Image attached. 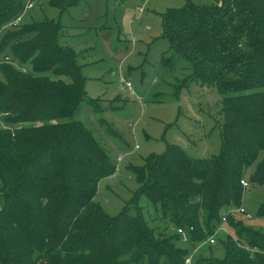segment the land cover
<instances>
[{
    "label": "trees",
    "instance_id": "obj_1",
    "mask_svg": "<svg viewBox=\"0 0 264 264\" xmlns=\"http://www.w3.org/2000/svg\"><path fill=\"white\" fill-rule=\"evenodd\" d=\"M75 1L50 3L63 14ZM212 1L170 8L161 36L193 66L187 80L224 96L221 150L197 159L169 144L147 156L131 167L139 185L133 202L113 218L95 198L116 167L75 119L83 101L96 111L99 99L88 98L79 54L59 44L63 25L48 19L7 28L0 38V264H184L191 254L177 246L179 229L187 245L207 242L223 213L242 205V180L264 189V0ZM29 3L0 0V31L24 18ZM170 62L163 57L164 66ZM50 72L69 81L44 76ZM141 196L162 231L143 217ZM255 214L264 218V200ZM228 218L224 258L199 263L264 264V232Z\"/></svg>",
    "mask_w": 264,
    "mask_h": 264
},
{
    "label": "rangeland",
    "instance_id": "obj_2",
    "mask_svg": "<svg viewBox=\"0 0 264 264\" xmlns=\"http://www.w3.org/2000/svg\"><path fill=\"white\" fill-rule=\"evenodd\" d=\"M51 1L57 0H27L32 2V8L18 23L59 21L64 27L59 44H71L77 52L86 51L82 52L79 64H88L82 68L87 95L100 99L96 111L83 101L75 119L93 133L116 167L113 177L99 182L95 198L110 217H116L133 202L139 185L131 167L143 166L147 156L160 155L169 144L179 145L189 157L197 159L218 155L224 96L215 88L187 80L193 66L170 52L168 41L161 36L162 15L170 8H182L186 0H76L63 14L57 3ZM191 1L199 5L213 3ZM11 24L2 28L0 38L7 28H16ZM7 53L1 55L2 59L8 58ZM163 57L171 58L170 66L163 65ZM24 69L32 72L29 64ZM44 76L69 81L68 77H57L51 72ZM120 77L132 83L134 93L125 90ZM3 123L0 116V127H4ZM252 170H246V180ZM263 200L264 189L250 187L238 208H244L251 218L239 214L238 208L229 209V216L235 215L245 226L264 232V218L255 214ZM138 205L151 226L161 231L165 228L147 197L141 196ZM133 208L130 214L136 213ZM174 234L167 229V236ZM228 234L232 233L225 225L223 231L216 232L214 245L204 242L190 246L178 241L177 246L193 254L192 264H200L202 258L219 260L224 258L222 243Z\"/></svg>",
    "mask_w": 264,
    "mask_h": 264
},
{
    "label": "built area",
    "instance_id": "obj_3",
    "mask_svg": "<svg viewBox=\"0 0 264 264\" xmlns=\"http://www.w3.org/2000/svg\"><path fill=\"white\" fill-rule=\"evenodd\" d=\"M31 8H32V4L31 3L27 4L26 9H31ZM141 12H142V9H141ZM20 20H21V18H18L11 25H13V26L14 25H17ZM5 61L9 62L10 60H9V58H7ZM120 83L123 84V86L125 87L126 90L128 89L131 93H134L133 92L132 83H130L128 80H125L124 78H120ZM241 184L246 189L250 188L249 185H248V183H247V181H245V180H242L241 181ZM237 212H239V214H241V215H244L245 217L251 218L250 215L242 207L238 208ZM229 214H230V212H224L223 213V215H222V224L217 229V231H216L217 233L223 231L224 225L228 222V219L229 218H227V216H229ZM178 233L182 236V241L185 242V243H187L188 242V236L185 234V232L179 229L178 230ZM215 236H216V233H215V235L209 237L208 238V241L206 243H208V244L210 243L211 245H214L216 243V241L214 239ZM192 257H193V254L191 256L187 257L185 259L184 264H192Z\"/></svg>",
    "mask_w": 264,
    "mask_h": 264
},
{
    "label": "crops",
    "instance_id": "obj_4",
    "mask_svg": "<svg viewBox=\"0 0 264 264\" xmlns=\"http://www.w3.org/2000/svg\"><path fill=\"white\" fill-rule=\"evenodd\" d=\"M119 7H120V5H119ZM141 10V9H140ZM70 38H72V37H70ZM69 38V39H70ZM68 46H70V47H72L73 49H74V47L71 45V44H67ZM75 50V49H74ZM76 51V50H75ZM77 52V51H76ZM82 52H86V51H80V52H77V54H79V56L81 57V55H82ZM83 67H85L86 65H88L87 63L86 64H81ZM130 68V67H129ZM130 70H132V68H130ZM120 78H123V77H120ZM119 82H120V79H119ZM154 83H157V81H153ZM122 84V83H121ZM123 85V84H122ZM125 88V87H124ZM126 90V89H125ZM134 92V91H133ZM97 99H100L99 97H97ZM97 99H92V100H97Z\"/></svg>",
    "mask_w": 264,
    "mask_h": 264
}]
</instances>
